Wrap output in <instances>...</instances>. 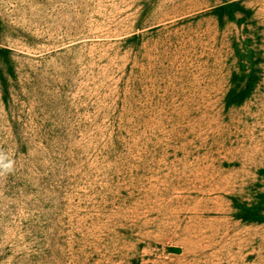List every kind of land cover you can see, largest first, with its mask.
<instances>
[{"label":"rangeland","instance_id":"obj_1","mask_svg":"<svg viewBox=\"0 0 264 264\" xmlns=\"http://www.w3.org/2000/svg\"><path fill=\"white\" fill-rule=\"evenodd\" d=\"M0 152V264H264V0H0Z\"/></svg>","mask_w":264,"mask_h":264},{"label":"clouds","instance_id":"obj_2","mask_svg":"<svg viewBox=\"0 0 264 264\" xmlns=\"http://www.w3.org/2000/svg\"><path fill=\"white\" fill-rule=\"evenodd\" d=\"M13 168V162L8 159L4 152H0V175L10 172Z\"/></svg>","mask_w":264,"mask_h":264},{"label":"water","instance_id":"obj_3","mask_svg":"<svg viewBox=\"0 0 264 264\" xmlns=\"http://www.w3.org/2000/svg\"><path fill=\"white\" fill-rule=\"evenodd\" d=\"M169 252L174 253V254H177L179 251L178 250H175V249H170Z\"/></svg>","mask_w":264,"mask_h":264}]
</instances>
